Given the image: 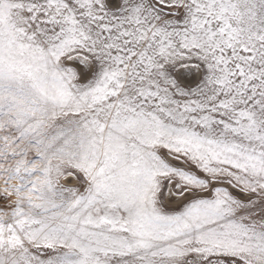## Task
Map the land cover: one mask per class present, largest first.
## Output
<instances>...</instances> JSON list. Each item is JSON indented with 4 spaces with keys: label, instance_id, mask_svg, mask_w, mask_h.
I'll return each mask as SVG.
<instances>
[{
    "label": "snow or ice",
    "instance_id": "1",
    "mask_svg": "<svg viewBox=\"0 0 264 264\" xmlns=\"http://www.w3.org/2000/svg\"><path fill=\"white\" fill-rule=\"evenodd\" d=\"M0 264H264V0H0Z\"/></svg>",
    "mask_w": 264,
    "mask_h": 264
}]
</instances>
